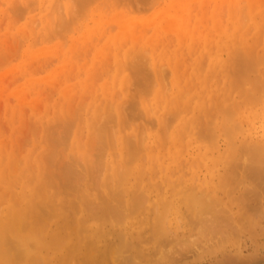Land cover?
I'll return each instance as SVG.
<instances>
[{
  "label": "bare ground",
  "instance_id": "6f19581e",
  "mask_svg": "<svg viewBox=\"0 0 264 264\" xmlns=\"http://www.w3.org/2000/svg\"><path fill=\"white\" fill-rule=\"evenodd\" d=\"M7 1L9 4L10 0ZM25 1L27 2L23 4V9L27 4L35 2V0ZM63 1L65 0H58V3H63H59L63 5V10H60L61 13L58 14L64 12L65 14L61 16L65 15L68 19L59 22L60 24L55 20L56 27L60 25L61 29L54 30V27H51L53 29L49 27V22H54L58 16L55 13L58 12L56 7L53 8L56 5L59 6L56 3L57 0H44V2L41 0L42 3L37 1L40 8L44 10V14L39 16L43 18L42 21L34 14L31 15L35 12L32 4V9L30 7L32 12L28 8L24 9L25 13L28 10L30 13H26L27 19L23 25L29 26L27 23L31 18L30 15L31 19L36 17V20H33L36 23L41 22L42 26L36 31L42 36L40 42L49 40L50 43L51 39L52 45H48V42L43 46L40 45L43 49L44 46L53 49L54 43L58 46L55 39L57 36L53 35L54 38L51 34H55L58 30L68 32L69 27L74 25V21L76 23V19L77 21L80 19L75 15L81 16V19L83 15V17H89L91 24H86L83 31L81 27V34L79 36L76 34L78 38L73 42L71 40L74 39V35L72 39H69L71 36L69 35L68 39L72 43L67 45V49L60 47L61 50L53 54L54 56L57 54L53 60L60 57L56 65L58 66L60 61L62 64L59 62V65L65 68L56 69L55 66L51 73L47 72V76L44 75L47 84L41 83V85L60 82V94L63 98L60 97L62 99L59 104H56L58 101L53 105L54 112L49 110L50 108L47 110L52 111L53 115L52 113L45 115L41 112L44 115L41 117V113H35L36 116L40 115H38L40 118L37 116V126L43 125L41 131L38 130L39 135H42L39 138L43 141L33 139L38 140L39 143L42 142L41 145L36 142L40 146V148L37 145L35 147L37 154L34 149L29 153L27 150L26 156L25 147H22L24 154L21 152L17 154L24 159L20 170V167H14L20 163V157L13 153L8 154L11 150L13 151V146L17 149L14 138L10 137L7 142L0 138L6 143L13 139L12 147L9 143L6 144V147L9 145L12 148L8 150L7 147L8 152L5 147L3 148L4 143L0 142L2 145V148L0 145L2 161V165L0 164V264H17L18 262L43 264L48 253L60 255L62 258L60 264H187L186 261L191 256L200 260L206 255L212 256L222 251L229 242L231 243V237L237 236L235 234L238 232L246 230L251 237L259 233L264 235V0H157L158 6L155 3L156 7H153V11L156 13L158 9H161V13L159 12L157 17V14L148 11L150 14H146L147 17H151L153 13L156 16L148 18L149 20L143 16L148 6L146 8L141 6L142 3L146 4V0H139L141 4H138V0L137 2L136 0ZM133 4L145 10H141V7V9L132 10L130 6L134 7ZM40 8L38 7V10ZM149 8L151 9L152 6ZM172 8L173 13H170ZM218 8L221 9V13H218L217 18ZM52 10L55 14L52 15L55 16L54 18L49 16L53 14ZM127 10L129 13H126ZM223 10L229 12L225 21L220 20L226 12ZM136 12H143V14L141 13L142 16H140L138 13L137 16H140L138 18L135 15ZM126 14L133 16L127 17ZM165 14L168 16L166 17ZM134 15L137 18H133ZM208 16L212 21L209 22ZM109 19L117 21L116 24L111 22L115 24L112 25L114 28L118 25L117 32L112 29L110 31L109 27L112 26L105 27ZM221 21L224 24L220 23ZM31 24L29 28L33 29ZM82 24L85 23L82 22ZM23 25L22 27H25ZM17 30L22 31V29ZM59 31L60 37L64 35ZM32 36L34 37V34ZM96 39L98 43L95 42ZM37 40L40 39L33 41ZM33 43L31 45L34 49ZM87 43H91L93 47L91 45L90 47L95 48L94 54L90 52V57H87L88 49H90ZM75 44L77 49L81 47L79 52ZM40 46L38 47L41 50ZM28 47L31 46L28 45ZM38 47L35 52L33 49H25V57L26 54L36 55V51L42 53ZM82 49L83 53L88 51L86 57L83 56L82 59L85 57V61L87 58L88 62L92 59L91 65H95L98 70L94 66L90 67V62H86L90 65L89 68L88 65L85 66L78 61L81 58ZM74 53L78 55L76 56L78 59L75 58ZM37 55L40 56V54ZM74 58L81 65L78 66ZM101 61L108 64L111 61L106 67L110 69L111 66L110 70H112L113 66L114 73L111 72L110 75V71L105 70L106 64L103 68L104 72H107H105L106 77L105 74L100 73ZM71 63H75L73 67L77 72L79 68L78 74L76 73L77 78L73 82L70 81L74 79L71 75L75 70L66 67ZM98 67L101 69L99 70ZM23 70L22 73L25 74ZM24 74V77L28 75ZM166 74H169L167 75L169 77L163 80L167 77ZM20 75L22 76L21 73ZM93 75L97 78L103 75L105 78L103 76L101 78L105 80L102 79L104 80L102 82L101 78H94ZM162 76L164 77L161 78ZM93 78L97 79L99 84H96ZM25 79L34 80V77L29 76ZM26 83L24 85L31 91V86L28 84L34 83L29 81ZM134 83L140 86L139 89L142 86L145 94L149 92L150 96L147 95L151 98H147L148 96L143 92L141 95L139 90L138 94L131 90L134 94L132 97L130 89L135 86L131 88L130 85ZM42 86L43 89L44 86ZM21 88L19 87L18 91L23 90V87ZM108 88L110 89L107 90ZM110 90L114 93L110 94ZM33 91L36 98L42 99L39 98L41 95H37L39 90ZM74 93L81 95V99L85 98L88 101L92 99L84 105L83 100L77 97L79 98L77 100L84 105H81V109L78 108V110L82 112L86 108L87 111L83 110L86 114L82 115L76 107L72 106L71 102L76 101ZM86 94L89 98L84 97ZM135 94L142 98L139 99V97V101L135 103L132 100L131 105L129 101L131 99L126 100V97L137 98ZM143 95L147 98V102L143 99ZM119 98L125 99L122 102H130L131 111L133 108L137 110L138 107L141 111L133 109L135 113H128L127 117L119 105H122ZM29 99H35L34 95ZM38 99L36 100L39 103L41 100ZM85 99L84 102H86ZM149 99L152 100L150 105H148ZM22 100L24 104L33 102L25 98ZM96 106L103 110L97 109ZM16 108L17 106L14 107ZM9 109L11 110L10 107ZM33 109L36 111L37 108ZM33 109L32 111L35 112ZM69 110L72 114L78 111L74 113L77 114L78 120L65 115V113H71ZM57 113L60 117L64 115L65 120L71 117L72 121L66 122L58 117ZM21 114L23 115V111ZM15 115L17 118L18 114L15 113ZM135 115L138 118L139 115L141 117L144 115L142 120L155 117L153 119L156 123L151 121L154 124V132H151L153 127L149 126L150 121H144L148 126L143 127L145 124L143 122L141 127L142 121L138 123ZM81 117L85 119L81 120ZM39 119L48 121L43 124L44 121L40 123ZM57 121H60V125L61 121H65L66 124L62 123L61 128ZM135 122L140 126L135 125ZM49 123L51 126L57 123L61 129L57 126L50 129ZM38 127H35L36 130ZM64 128L68 129L69 133H73L70 139L66 135L62 137L66 131L60 130ZM84 128L87 130L86 137ZM156 128H158L157 131H155ZM48 130L49 132L53 130L54 135L60 131L59 136L55 135L60 137L59 141L52 133H50L52 136L49 135ZM50 136L52 141L50 140L49 143ZM61 137L65 139L62 141ZM31 140L32 138L29 139L30 142ZM55 140L63 146L70 141L67 145L69 147L66 146L68 149L58 145L60 149L56 151L54 149L56 142H54L55 145L51 143ZM43 142L46 143L45 146ZM93 144L96 145L94 153L91 152L95 149ZM50 147L54 150L51 149L53 154L48 155ZM63 150L70 152L72 160L69 158L70 161H66L68 159L66 157L70 154ZM14 153H18V149L14 150ZM95 153L97 157L99 156L98 162L93 156ZM23 155L26 157L24 158ZM59 158L65 160L63 162L65 164L61 163L63 166L59 164V160L57 164ZM56 164L62 167L54 171V168L57 169ZM144 164L147 168H144L146 167ZM6 165V169L13 166L12 168L17 172L11 171L9 173L12 174L9 175L7 170L3 169ZM94 165L99 167L96 169L100 173H96ZM168 165H173V169H166ZM218 165L220 169H217ZM153 166L160 169L158 177L161 183L156 180L158 171L156 169L152 171L155 168ZM15 168L20 171L18 172ZM201 168L206 171L204 174L199 173ZM92 170L95 172L93 177ZM184 170L191 172V177ZM151 171L155 173L152 174ZM173 175L176 176L175 180L172 179ZM187 177L189 182L192 178L191 184H185ZM181 178L186 180L182 181ZM158 183L166 187L163 192L158 190ZM167 189L171 190L167 192ZM151 193L154 195L157 193V198L150 199ZM132 215H137V219L131 220ZM208 237L215 238L217 242L203 245L202 238L208 240ZM254 239L253 251L250 254L231 255L230 257L234 259L232 264H262V262L264 264V253L260 252L259 244ZM199 241L202 245H199ZM36 248L37 251H35ZM38 248L45 249V259L42 258L44 255L40 254ZM190 251L194 252L191 256L187 254ZM227 257L229 256L225 258ZM48 261L46 260L45 263Z\"/></svg>",
  "mask_w": 264,
  "mask_h": 264
},
{
  "label": "rangeland",
  "instance_id": "374dc122",
  "mask_svg": "<svg viewBox=\"0 0 264 264\" xmlns=\"http://www.w3.org/2000/svg\"><path fill=\"white\" fill-rule=\"evenodd\" d=\"M6 1V2H5ZM12 1H13V3H12ZM32 1H34V0H32ZM42 3V2H44V0H42V2H41V0H35V2H33V3H31L32 4V6H33V8H34V10H35V12L36 11H39V12H32L31 11V9H32V7H31V4H27V5H29V7H27V5H26V7L25 8H28L32 13H31V15L33 16V14L35 15V16H37V17H39L41 14H44V10L42 9V8H40V4L38 3ZM60 1V0H59ZM66 1V0H65ZM65 1H63V2H65ZM68 1V0H67ZM145 1V0H144ZM155 1V2H154ZM159 1V0H158ZM157 0H146V4H143L142 2V4L140 3V1L138 0V4L140 3L141 4V6L143 5L145 8H146V6H148V10H146L145 12H144V17H147L146 16V14L147 15H149L150 13L149 12H154L153 10V7H156V6H158V4H157V2H158ZM4 2L7 4V0H0V138L1 139H3V141H4V139L6 140V142H7V139H10V137H12V138H14V145L17 147V149H18V153H14V150L15 151H17V149H14L15 147L13 146L12 147V144H13V142L11 143V141L13 140V139H11V141L10 142H8L11 146L10 147H12L13 148V151L11 150L10 151V153L8 152V150H10V149H12V148H10L9 147V145L6 147V144H8V143H6V142H3V141H1V139H0V142L3 144V148L5 147L6 148V152H8V154L10 155V154H15V156H19V155H17V154H19L20 152H21V154H24V153H22L23 152V148L22 147H25V150H24V152L25 151H27L28 150V152L27 153H29V151L31 152V150H33L34 149V151H35V147H36V145L39 143V141H43V139L42 138H39L40 136H42V135H39L40 133L38 132V130L39 131H41V127L43 126H41V127H38L37 126V124H38V118H37V116L39 115H35V113L37 114V113H44L45 115L46 114H48V113H52V111L54 112V109H53V105H55V103L56 102H58V103H56V104H59L61 101V99L63 98L62 97V95L60 94L61 92H60V82L59 83H52V84H48V85H43L44 86V88L42 89L41 88V83H45V84H47L46 82H45V76H47V74L48 73H51L50 71H53V69L54 68H56V69H60V68H65L64 66H60L59 65V62H58V66L56 65L57 64V60L58 59H60V57H58V59L56 58L55 60H53L54 59V57H56V55L57 54H55V56L53 55L54 53H58V52H56V51H58V50H61V49H65V47H66V49H67V45L69 44V43H72L75 39H77L78 37H76V34H78L77 36H79L80 34H81V32L84 30V28H85V26H86V24L87 25H89V23L91 24V21L89 20V17H83L82 16V19H81V16H77V15H75L76 16V18H78L79 19V17H80V19H79V21H77V19H76V23H75V18L72 20V22L74 21V25H75V27H74V25H72L71 27H69L70 29H69V33L67 32V31H62L61 32V30L59 31L58 29V31L60 32V33H62V34H64V35H62L61 37H60V35H59V33H58V31H55L56 33L55 34H51V32H50V34L52 35V37H54L55 38V36H53V35H56L57 37L55 38L56 40H57V44H58V46L57 45H55V43L53 44V49L51 48V47H49V49H48V47L47 48H45V46H44V49L40 46L41 44H42V46H43V44L45 43H47L48 41H47V39H46V41L47 42H44L45 40L43 39V42L44 43H42V42H40V41H42V39H41V35H39L38 34V32L36 33V31H38L42 26H41V22H39V21H37V23H39V24H37L36 23V21H34V20H36V17H35V19H34V17H33V19H31L32 18V16L30 15V20H28L29 21V23L31 24V25H33V26H31L33 29H30L29 28V26H30V24L29 23H27L29 26H25V25H23V23H26V21H25V19H27L26 18V13H30V11L28 10V9H26V11L28 10V12H26L25 13V11H24V9H23V7H24V5L23 4H26V2L27 1H25V0H10V2H9V4H7V8H6V5L4 4ZM28 2H29V0H28ZM31 2V1H30ZM132 2V1H131ZM136 2H137V0H136ZM45 3H46V1H45ZM56 3H58V0H57V2ZM60 3V2H59ZM58 3V4H59ZM62 3V2H61ZM60 3V4H61ZM133 3H134V1H133ZM145 3V2H144ZM157 5H156V4ZM159 3V2H158ZM224 3V2H223ZM222 3V4H223ZM226 3V2H225ZM35 4H39L38 6H36ZM59 4V6L58 5H56V6H54L53 8H55L56 7V9H57V11L58 12H55L56 13V15L60 12L61 13V11L63 10V5H60ZM63 4V3H62ZM135 4V3H134ZM133 4V6L135 7V5ZM156 6H155V5ZM236 4H237V2H236ZM9 5V6H8ZM18 5V6H17ZM20 5V6H19ZM35 5V6H34ZM154 5V6H153ZM224 5V4H223ZM226 5V4H225ZM140 6V7H141ZM152 6V8L150 9L149 7H151ZM222 6V5H221ZM30 7H31V9H30ZM36 7H37V10H36ZM38 7L41 9V11H40V9L38 10ZM131 8H132V10H135L136 8H139V9H141L140 7H132V6H130ZM130 7H129V10H130ZM223 7V6H222ZM12 8V9H11ZM73 8V7H72ZM221 8V7H220ZM220 8H218V11H220V12H218L217 11V13H216V17L218 18L219 17V14L218 13H221V9ZM224 8V7H223ZM16 9V10H15ZM22 9V10H21ZM56 9H53L54 11L56 10ZM139 9H137V10H139ZM220 9V10H219ZM226 10H227V6H226V8H225ZM7 10V11H6ZM33 10V11H34ZM52 10V11H53ZM61 10V11H60ZM119 10V9H118ZM121 10V9H120ZM129 10H127V12L126 13H129L128 11ZM136 10V11H137ZM141 10H145V9H141ZM150 10H152V11H150ZM171 10V9H170ZM226 10H223V12L224 11H226ZM6 11V12H5ZM43 11V12H42ZM54 11L52 12L53 14H51V15H49V16H52V15H55L54 14ZM149 11V12H148ZM161 11V9H158L157 10V12L155 13V14H157V17H159V12ZM165 11H167V10H165ZM173 11V8H172V10L170 11V13ZM24 12V13H23ZM74 12H75V8H74ZM132 12V11H131ZM14 13V14H13ZM39 13V14H38ZM64 13V12H63ZM62 13V14H63ZM133 14H134V12H132ZM138 13H140V12H136V16L138 15ZM142 14H143V12H141ZM141 13L139 14L140 16H142L141 15ZM152 14V16L151 17H147V20H149L148 18H152V17H154L155 16V14ZM161 13V12H160ZM168 13H169V11H168ZM173 13V12H172ZM24 14V15H23ZM62 14H58V16H56V18L54 19V22L52 23H50L49 22V27L51 28V27H54V30L56 29V28H60V25H58L57 27H56V22H58V24H60L59 22H61V21H65L66 19H68L67 18V16H65L64 15V17L63 16H61ZM65 14V13H64ZM77 14V13H76ZM79 14H81V13H79ZM78 14V15H79ZM224 14L225 15H223V14H221V15H223L221 18H220V20H222V21H225V20H227L226 19V17L228 18V15H229V12H224ZM228 14V15H227ZM9 15V16H8ZM14 15V16H13ZM48 15V14H47ZM134 15V17L133 18H137L136 16ZM161 15H163V14H161ZM166 15V14H165ZM44 16V15H43ZM42 16V17H43ZM126 16H127V14H126ZM131 15L129 14L127 17H130ZM133 16V15H132ZM131 16V17H132ZM139 16V17H140ZM168 15H166V17H167ZM41 17V16H40ZM39 17V19H41ZM46 17V16H45ZM53 17V16H52ZM55 17V16H54ZM53 17V18H54ZM58 17V18H57ZM138 17V18H139ZM156 17V16H155ZM28 18H29V16H28ZM48 18V17H47ZM51 18V17H50ZM142 19H145V18H143V17H141ZM161 18V17H160ZM43 19V18H42ZM42 19H41V21H42ZM49 19V18H48ZM32 20V22H30ZM37 20H38V18H37ZM53 20V19H52ZM55 20H57L56 22H55ZM85 20V21H84ZM87 20V21H86ZM113 20H115V19H113ZM113 20H110L109 19V21L107 22L108 24V26L105 24V27H109V26H112V25H115L116 23L115 22H117L116 20L115 21H113ZM208 20H209V22L210 21H212V20H210L209 19V16H208ZM207 20V21H208ZM219 20V19H218ZM27 21V22H28ZM49 21H50V19H49ZM222 21L220 22V23H222ZM82 22L83 23H85V24H82ZM87 22V23H86ZM111 22H114L115 24H113V23H111ZM35 23V24H34ZM54 23H55V26H53L54 25ZM80 23V24H79ZM111 23V24H110ZM26 24V25H27ZM222 24H224V23H222ZM22 25L23 26H25V27H22ZM14 26V27H13ZM79 26V27H78ZM116 26H118V25H116ZM115 26V28H114V26H112V27H109L110 28V31H111V29L112 30H114V31H118V28ZM18 27H22V28H18ZM39 27V28H38ZM81 27H83L82 28V31H81ZM104 27V28H105ZM205 27H208L207 25H205ZM9 28V29H8ZM68 28V27H67ZM108 28V29H109ZM114 28V29H113ZM117 28V29H116ZM6 29H8L9 30V32H6V31H8V30H6ZM14 29V30H13ZM16 29H22V31L21 30H17L16 31ZM26 29V30H25ZM31 30V31H27V30ZM38 29V30H37ZM51 29H53V28H51ZM61 29V28H60ZM63 30H64V28H62ZM66 29V28H65ZM202 29V28H201ZM24 30V31H23ZM42 30V29H41ZM41 30H40V34H41ZM66 30H68V29H66ZM4 31V32H3ZM21 31V32H20ZM52 31V30H51ZM23 32V33H22ZM44 32H46V30L44 31ZM49 32V31H48ZM53 32V31H52ZM65 32V33H64ZM116 32H111V33H116ZM21 33V34H20ZM68 33V34H67ZM32 34H34V37H35V39H33L34 37L32 36ZM36 34H38L39 36L37 37L38 39H40V40H37V41H33V40H36L37 38H36ZM42 34H43V32H42ZM4 35V36H3ZM8 35V36H7ZM29 35V36H28ZM31 35V36H30ZM44 35V34H43ZM48 35H49V33H48ZM69 35H71V36H69ZM74 35V36H73ZM26 36H28V37H26ZM45 36V35H44ZM43 36V37H44ZM68 36H69V39H72V36H73V38L74 39H72L71 41L68 39ZM40 37V38H39ZM51 37V38H52ZM76 37V38H75ZM48 38V37H47ZM50 38V37H49ZM54 38H52V40L54 39ZM95 38H97V37H95ZM94 38V39H95ZM99 38V37H98ZM55 39H54V41H55ZM59 40V41H58ZM35 42V43H33V42ZM53 41V42H54ZM95 41V40H94ZM100 41V40H99ZM101 41H103V40H101ZM100 41V42H101ZM33 43V45H34V49L32 48L33 46L31 45V43ZM96 43H98L97 42V39H96V41H95ZM95 42H94V44H95ZM99 42V43H100ZM36 43H39V44H37L36 45ZM52 42H51V39H50V43L48 42L47 44L49 45H52L51 44ZM76 43H78L79 45H80V43L78 42V41H76ZM89 43V42H88ZM87 43V44H88ZM29 46H31L30 48L28 47V45ZM44 44V45H45ZM87 44H86V46H87ZM92 44H93V41H92ZM101 44V43H100ZM102 44H103V42H102ZM23 45V46H22ZM54 45H55V49H54ZM70 45V44H69ZM78 45V46H79ZM82 45V44H81ZM89 45V48L91 49V51H90V49H88V51H89V55H87V57H90V52H92V54H94V52L95 51H93V50H95V48L93 49L92 47H93V45H91V43L90 44H88ZM90 45L92 46V47H90ZM27 46V47H26ZM38 46H40L41 47V50H40V48L38 47ZM47 46V45H46ZM77 46V47H78ZM85 46V45H84ZM85 46V48L83 47V49H85V50H87V47ZM36 47H38L39 48V51L40 52H42L43 53V51L44 50H47V52H44L43 54V57H42V53H39V52H37L36 51V53L37 54H40V56H38L37 54L36 55H30V54H26V57H30V60H28V58H26L25 57V51L26 50H28V49H33L34 51L33 52H35V49H37ZM60 47H61V49H60ZM80 47V46H79ZM95 47V46H94ZM51 48V49H50ZM75 48H76V44H75ZM23 49V50H22ZM26 49V50H25ZM77 49V48H76ZM80 49H81V47H80ZM80 49H77L78 50V52H79V50ZM83 49H82V52H80V59H78L76 56H78L77 54H78V52H77V54H75L76 53V51H75V53H74V55H75V58H77L78 59V61L81 63L82 62V64H85V66L86 65H88L87 67H89L91 64H92V62H90V60L92 61V59H89V62H90V65L88 64L89 62L87 61L88 59L86 58V61H85V57H86V54H87V52H85V53H83ZM30 50V51H31ZM38 50V49H37ZM52 50V51H51ZM112 50V52H113V49H111ZM24 51V52H23ZM48 51H50V52H48ZM63 51V50H62ZM61 51V52H62ZM65 52V51H64ZM111 52V53H112ZM114 53V52H113ZM112 53V54H113ZM62 54V53H61ZM21 55V56H20ZM58 55H60V54H58ZM83 56H85L83 59H82V57ZM112 55H110V57H111ZM42 57V58H41ZM27 60H26V59ZM75 58H74V60H75ZM91 58H92V55H91ZM109 58V57H108ZM25 59V60H24ZM103 60H105L104 58H102ZM110 59V58H109ZM73 60V61H74ZM81 60V61H80ZM82 60H84L85 62H83ZM111 60H112V58H111ZM51 61H53V62H51ZM76 61V64H78L79 62H77V60H75ZM86 62H88V63H86ZM24 63V64H23ZM61 63V62H60ZM101 64H102V70H103V68H104V65H105V70H107L108 69V71H110L109 73H110V75H111V72L112 73H114V71H113V66H112V70H110L111 69V66H110V69L109 68H107L108 67V65H110V63H111V61H110V63L108 64V63H104V62H100ZM100 63H98V64H100ZM21 64H23V65H21ZM49 64V65H48ZM62 64V63H61ZM75 63H71V64H68V66L66 65V67L67 68H70L71 70H75V68L73 67V66H75L74 65ZM108 64V65H107ZM79 65H81V64H78V66ZM112 65V64H111ZM24 66H26L27 67V69H25L26 67H24ZM56 66V67H55ZM78 66H76V68L78 67ZM94 67H95V65H93ZM93 66L91 65L90 67H92L93 68ZM99 66V65H98ZM101 66V65H100ZM107 66V67H106ZM20 67L22 68V69H20ZM49 67V68H48ZM89 67V68H90ZM96 68V67H95ZM99 68V67H98ZM23 69H25V70H23ZM97 69V68H96ZM101 69V67L99 68V70ZM152 69V68H151ZM21 70V71H20ZM22 70H23V72L25 71V74L27 75V76H25L26 78L27 77H29L30 76V78H31V76L32 77H34V80L37 78V80H26L25 79V77L23 76V74L24 73H22ZM98 70V69H97ZM101 70V71H102ZM148 70H150V69H148ZM147 70V71H148ZM159 69L157 68V71H158ZM72 71V72H73ZM93 71H95V69L93 70ZM100 71V73H102L105 77H106V73L104 72V70H103V72H101ZM151 71V70H150ZM166 71H168V69L166 70ZM48 72V73H47ZM78 72H79V68H78ZM78 72H77V70H75L74 71V73L71 75L72 76V78H74L72 81H70V82H73L74 80H76L75 78H77V74H78ZM149 72V71H148ZM20 73L22 74V76L20 75ZM77 73V74H76ZM151 73V72H150ZM168 73H169V71H168ZM24 74V75H25ZM152 74V73H151ZM45 75V76H44ZM74 75H76L75 77H74ZM95 75V74H94ZM94 75H93V77H94ZM97 75H98V71H97ZM102 75V76H103ZM109 75V76H110ZM113 75V74H112ZM133 75V74H132ZM132 75H130V76H132ZM153 75V74H152ZM167 75H169V74H166V76ZM19 76V77H18ZM99 76H100V74H99ZM101 76V77H102ZM103 76V77H104ZM101 77H98L99 79L101 78ZM104 77V78H105ZM164 76H162L161 78H163ZM168 77L169 76H167V77H165V78H163V80L164 79H168ZM42 80V82L39 80ZM71 77H70V79H72ZM94 78H97V76L96 77H94ZM93 78V79H94ZM97 78V79H98ZM104 78H101V81L103 82L105 79ZM110 78H112V76H110ZM110 78H106V79H110ZM132 78V77H131ZM161 78L159 77V81H161ZM29 79V78H28ZM96 79V80H97ZM102 79H104V80H102ZM132 79H134V75H133V78ZM131 79V80H132ZM39 80V81H38ZM95 79L93 80V81H96ZM31 82V83H34V84H28V85H30L31 86V91L30 90H28V88L25 86V85H27V83L26 82ZM32 81H34V82H32ZM101 81H100V83H101ZM107 81V80H106ZM135 81V80H134ZM166 81V80H165ZM164 81V82H165ZM26 84H25V83ZM39 82V84H37ZM97 82H99V81H96V84H99V83H97ZM25 85H24V84ZM36 83V84H35ZM63 83V82H62ZM132 83H133V81H132ZM166 83V82H165ZM136 83H134V84H132V85H130V86H132L131 88H133L134 86V88L133 89H130V92H131V90H134L133 92L135 93H139V91H140V94H141V92H145V91H143L144 89L142 88V86H141V88H142V90H141V88L139 89V87L140 86H138L137 84V87H136V85H135ZM24 85V86H23ZM33 85H38V86H36V88H35V86L33 87ZM56 85V86H55ZM57 85H58V87H57ZM95 85V84H94ZM134 85V86H133ZM42 86V87H43ZM162 86V85H161ZM19 87L21 88V87H23V90H26L27 89V91H23V90H21L20 89V91H18L19 90ZM26 89H25V88ZM33 88V89H32ZM38 88H40V89H38ZM58 88V89H57ZM30 89V88H29ZM35 89H37V90H39L37 93V95H41L40 97L39 96H37V97H39V98H42V99H38V98H36L35 97V91H33V90H35ZM41 89H42V91H41ZM110 88H108L107 90H109ZM137 89V90H136ZM17 90V91H16ZM59 90V91H58ZM111 90L112 91H114L112 88H111ZM111 90H110V94H113V93H111ZM139 90V91H138ZM28 91H30V92H28ZM33 91V92H32ZM55 91V92H54ZM57 91H58V93H57ZM40 92H42V94L40 93ZM52 92V93H51ZM129 92V93H130ZM133 92H131L130 94H132V97H134L133 95ZM34 93V94H33ZM107 93H109V92H107ZM128 93V94H129ZM142 93V94H143ZM149 93V92H148ZM147 92H146V94L145 95H147L148 94ZM21 94V95H20ZM58 94H60V95H58ZM74 94H76V93H74ZM137 94H135V96L137 97V98H127L126 97V100H128V99H131V100H129V101H131V103L128 101H126V102H124L125 103V105H126V107H125V105L123 104V102H122V100H125V99H123V98H119V100H121L120 102H122V105L121 104H119L120 105V107H122L123 108V112H124V114L125 115H127V117L129 116L128 115V113H131V112H134L135 110H136V108H133V109H135L134 111H133V109H132V111H131V107H130V105H129V103L132 105L133 104V102L135 103V101H137L138 100V98L139 99H141L142 97L141 96H138ZM139 94V95H140ZM141 94V95H142ZM28 95V96H27ZM33 95H34V98L35 99H33V100H31V99H29V98H33ZM145 95H143V99H147V98H151V97H149L148 95V97L147 98H145ZM19 96V97H18ZM23 96V97H22ZM131 96V95H130ZM152 96V95H151ZM60 97H62V98H60ZM75 97V96H74ZM77 97H80V99L82 98V96L81 95H77L76 94V101L75 100H73V102H71V103H73L72 104V106L73 107H76L77 108V110H78V108L79 109H81V105H83V104H81L82 102L81 101H78L79 100V98H77ZM84 97H88L89 98V95L88 94H86ZM22 98L24 99H27V101H29V100H31V102L32 103H30V101H29V103L28 104H31L30 106L27 104V103H25L24 104V100H22ZM60 98V99H59ZM73 98V97H72ZM36 99H38L40 102L38 103L37 102V100ZM55 99H57V100H55ZM78 99V100H77ZM85 99V98H84ZM84 99H81V100H83V103H84V105L85 104H87L88 102H91L92 101V99H91V96H90V99H91V101H88L87 99H85L86 100V102H84ZM135 99V100H134ZM38 103H35V101ZM72 100V99H71ZM132 100H133V102H132ZM151 99H149V104L148 105H150V103L152 104V100L150 101ZM21 101H22V103H21ZM26 101V100H25ZM139 101V100H138ZM146 102H147V100H146ZM34 103V104H33ZM71 103H70V105H71ZM37 104V105H36ZM50 104V105H49ZM76 104V105H75ZM83 105V106H84ZM128 105V106H127ZM17 106V110L16 109H14V107H16ZM19 106V107H18ZM95 106V105H94ZM9 107L11 108V110L9 109ZM13 107V108H12ZM35 107V109H36V111L33 109V108ZM73 107H71L72 109H73ZM97 107V106H96ZM129 107V108H128ZM23 111V115L21 114V110ZM35 111V112H33L32 111V109ZM50 108V109H49ZM76 108H74V109H76ZM85 108V107H84ZM52 110L51 112L49 111H47V110ZM71 109V110H72ZM97 109H100V110H103V109H101V108H98L97 107ZM15 112V110H16V114H18V117L16 118L15 116V113L13 112V111ZM38 110H40L39 112H37ZM45 110V111H44ZM76 110V112L74 111V113H77L78 111ZM84 110V109H83ZM83 110H82V112H81V110L79 111V112H81V114L82 115H84V114H86V113H84L85 112V110L87 111V109L85 108V110H84V112H83ZM100 110H97V111H99L100 112ZM126 110H127V113H126ZM138 110H140L141 111V108H137V110L136 111H138ZM17 111H18V113H17ZM44 111V112H43ZM47 111V112H46ZM12 112H13V114H12ZM46 112V113H45ZM68 112V111H67ZM69 112H71L70 110H69ZM20 113V114H19ZM42 113H41V117L42 116H44V115H42ZM72 114V112L71 113H65V115L68 117V115H70V116H72L73 118H71V119H77V114ZM135 113V112H134ZM137 113V112H136ZM11 114V115H10ZM81 114H79V116H82ZM101 115V113H98V115ZM51 115H53V113L51 114ZM40 116V115H39ZM38 116V117H39ZM55 116V115H54ZM53 116V117H54ZM57 116L58 117H60V115L57 113ZM137 115H135V119H137L138 118V116L136 117ZM144 115H142V117H143ZM146 116V115H145ZM14 117V118H13ZM51 117V116H50ZM58 117H57V119H58ZM64 117V115L62 116V117H60V118H63ZM75 117V118H74ZM84 117V116H83ZM83 117H81L82 119L81 120H84L85 118H86V115H85V118H83ZM141 116L139 115V118H140ZM141 117V120L138 118L137 119V122L138 121H142V122H140V125H141V123L142 124H144L145 122L144 121H154L155 122V120L153 119V118H155V117H152L150 120H142L143 118ZM149 117H151L150 115H149ZM166 117V116H165ZM12 118V119H11ZM16 118V119H15ZM40 118V117H39ZM68 119L69 121L71 120V119ZM168 118V117H167ZM50 119H52V117L50 118ZM64 120H65V118H63ZM63 119H60V120H63ZM13 120V121H12ZM55 120V119H54ZM54 120H53V122H54ZM67 120V118H66V122H69ZM78 120V119H77ZM14 121H16V122H18L17 124H15L14 123ZM41 121H44V119L43 120H40L39 119V122L40 123H42ZM48 121V120H47ZM46 121V122H47ZM65 121L63 122V121H61V125L59 124L60 123V121H57V123L61 126V128L63 127V124L62 123H64V125L66 124L65 123ZM72 121V120H71ZM136 121V120H135ZM46 122L44 121L43 122V124H46ZM55 122H56V120H55ZM144 122V123H143ZM149 122V126L151 127H153V131L151 130V132H154V122L152 123H150ZM37 123V124H36ZM52 123V122H51ZM51 123H49L50 125L48 126V127H50V129H52L53 128V126H54V128H56L55 126H57V123H56V125H55V123H54V125L53 126H51ZM139 123V122H138ZM138 123H136L135 122V125L137 124V125H139ZM156 123V122H155ZM13 124V125H12ZM15 125H16V127H15ZM41 125V124H40ZM47 125H48V123H47ZM59 125L57 126V127H59ZM68 125V124H67ZM139 125V126H140ZM156 125V124H155ZM82 126H84V125H82ZM144 126H148V125H146V123L143 125V127ZM157 127H158V125H156ZM155 126V127H156ZM35 127H38L37 128V130H36V128ZM52 127V128H51ZM65 128H67L66 126H64ZM133 127H135V126H133ZM141 127H142V125H141ZM149 127V128H150ZM60 128V127H59ZM60 128V129H61ZM62 129V130H60V131H66L65 132V134L64 135H62L64 132H62V137H66V136H68V138L70 139V137L73 135V133L72 132H68V129ZM44 129H47V128H44ZM58 129V128H57ZM70 129V128H69ZM151 129V128H150ZM157 129L158 128H156L155 129V131H157ZM54 130V129H53ZM53 130H50V131H52L53 132ZM13 131H15V132H13ZM37 131V132H36ZM45 131V130H44ZM55 131V130H54ZM58 131V130H57ZM56 131V132H57ZM60 131H58V132H60ZM83 131H84V136L86 137V134H85V132H87V130L84 128L83 129ZM47 132H49V130L47 131ZM52 132H49V135H51L50 133H52ZM58 132L57 133H55V135H58ZM61 133V132H60ZM59 133V134H60ZM42 134V133H41ZM44 135H46L45 133H43ZM53 134V133H52ZM44 135H43V137H44ZM48 135V134H47ZM48 135V136H49ZM54 135V134H53ZM54 135V136H55ZM66 135V136H65ZM70 135V136H69ZM52 136V135H51ZM51 136L48 138L49 139V143H50V140L52 141V139H50L51 138ZM53 136V137H54ZM59 136V135H58ZM58 136H55V139H57L58 141H59V138L60 137H58ZM52 137V138H53ZM57 137V138H56ZM61 137V138H62ZM30 138H32V140H31V142H32V144H31V142L29 141V139ZM34 138H36V139H42V140H33ZM45 139V138H44ZM63 139H65V138H62V141H63ZM69 139H67V140H69ZM46 140V139H45ZM57 140H55V141H53V142H51L52 144H54V142H56V144L57 145H55V146H57V148L54 146V149L57 151L58 150V148L60 147V146H62L61 148H65L69 143L68 142H70V141H67V145L64 143V142H61V143H63V144H65V146H63L62 144L60 145L59 143H57ZM9 141V140H8ZM47 141V140H46ZM28 142H29V144H28ZM36 142H38V143H36ZM48 142V141H47ZM1 143H0V145H1ZM16 143V144H15ZM36 143V144H35ZM42 143V142H41ZM41 143H39L40 145H41ZM44 143V142H43ZM35 144V145H34ZM38 144V145H39ZM45 144L46 143H44L43 145L45 146ZM51 144V145H52ZM95 144V143H94ZM93 144V145H94ZM30 145V146H29ZM37 145V146H38ZM48 145V144H47ZM46 145V147H48ZM58 145H60L59 147H58ZM27 146H29V147H27ZM95 146L96 145H94V148H95ZM39 148H40V146H38ZM42 147V146H41ZM67 147H69V146H67ZM66 147V148H67ZM1 148H2V145H1ZM30 150H29V149ZM43 148V147H42ZM49 148V147H48ZM47 148V149H48ZM65 148V149H66ZM44 149H46V148H44ZM46 149V150H47ZM51 149H53V148H51L50 147V152L49 151H47V152H49L48 153V155H50V153H52L53 154V151H51ZM53 149V150H54ZM60 149V148H59ZM68 149V148H67ZM40 150V149H39ZM43 150V149H42ZM94 150H96V148L95 149H92V151L91 152H93L94 153ZM98 150V149H97ZM44 151V150H43ZM64 151V150H63ZM68 150H65L64 152H67ZM96 152H98V151H96ZM43 153V152H42ZM54 153H55V151H54ZM59 153V152H58ZM68 154H70V152L68 151L67 152ZM7 154V155H8ZM25 154H26V152H25ZM35 154H37V151H35ZM66 153H64V155H65ZM68 154H66V156L68 155ZM14 156V155H13ZM13 156H12V158H13ZM24 156V155H23ZM26 156H27V154H26ZM26 156H24V158L26 157ZM59 156V155H58ZM71 156V154L69 155V156H67L66 158H68V159H66V161L67 162H69L70 160H72V156ZM94 156V158H95V160L98 162V160H99V156L97 157L96 156V153H95V155H93ZM93 156H92V158H93ZM96 156V157H95ZM20 157V161L17 159V161H19L20 163H18V165H20V166H18V165H14V167L16 166V167H20L19 169L21 170L22 169V165H23V160L24 159H22L23 157L22 156H19ZM18 157V158H19ZM62 157H63V152H62ZM61 157V154H60V158H62ZM65 157V156H64ZM11 157H9V159H10ZM60 158L59 159H57V161L59 160L60 161V163H59V161L57 162V164L59 163L60 165H62V164H65V163H63V162H65V160L63 161L62 159L60 160ZM69 158H70V160H69ZM94 158H93V160H94ZM97 158V159H96ZM14 159V158H13ZM12 159V160H13ZM21 159H22V161H21ZM12 160H11V162H12ZM8 161V158L6 159V162ZM10 161V160H9ZM95 161V162H96ZM1 160H0V164H1ZM94 162V163H95ZM62 163V164H61ZM15 164H17V163H15ZM57 164H56V166H57ZM92 164H93V161H92ZM96 164H98V163H96ZM2 165V164H1ZM0 165V166H1ZM13 165V164H12ZM60 165H58L56 168L57 169H53L54 171H57L58 170V167H60ZM144 165H146V164H144ZM63 166V165H62ZM61 166V167H62ZM91 166H93V165H91ZM96 165H94V167H95ZM13 167V166H12ZM11 166L10 167H8V169H6L7 168V165H6V167L4 166V168L3 169H6L7 170V173L9 174V175H11L9 172H11V171H13V173H15V172H17V171H15L13 168H12ZM60 167V168H61ZM149 167V166H148ZM153 167H155V168H153L152 169V171L154 170V169H156L157 171H158V173L156 172V176H157V181H159L160 183H161V179L158 177L159 176V168L157 167V166H153ZM218 167V168H217ZM217 167H215V168H217V169H220V166L218 165ZM18 168H15L16 170H18ZM91 168H93V167H91ZM97 167H95V169H96ZM99 168V167H98ZM97 168V169H98ZM144 168H147V165H146V167H144ZM152 168V167H151ZM94 168H93V170H95ZM97 169H96V173H100V172H98L97 171ZM166 169H173V165H168V166H166ZM20 170H18V172L20 171ZM92 170V174H91V176L92 175H94V171ZM100 170V169H99ZM155 170V171H156ZM213 169H211V171H212ZM151 171V173L152 174H154L155 172H152ZM184 172H185V170H184ZM206 171L203 169V168H201L200 170H199V173L200 174H204ZM185 173H187V175L188 176H190L192 173L191 172H189L188 170L185 172ZM184 173V174H185ZM189 173V174H188ZM185 176V178H186V175H184ZM93 177V176H92ZM92 177H91V180H92ZM191 177V176H190ZM183 179V178H181L182 179V181L183 180H186V179ZM172 179L173 180H175L176 179V176L175 175H173V177H172ZM189 180V178L187 177V181ZM186 181V183L185 184H191V181H192V178L190 179V182L188 181L187 182ZM185 182V181H184ZM160 183H158V185H159V187H158V190L160 189V192H163V190L166 188V187H162L161 186V184ZM182 185H184L183 183H182ZM171 189H167V192H169ZM152 192H154V191H152ZM157 192V191H156ZM157 193H159V192H157ZM157 193H155V195H154V193H151V195L153 196V197H151V195L149 196V198L151 199L152 198V200L153 199H155V198H157L156 197V195H157ZM160 194V193H159ZM169 194V193H168ZM158 196V195H157ZM161 196V195H160ZM98 200V199H97ZM100 200V199H99ZM98 200V201H99ZM147 204H148V202H147ZM131 220H136L137 219V215H132L131 217ZM129 218V219H130ZM128 219V220H129ZM242 232V231H241ZM239 233L238 232V234H235V235H237V236H234V238H233V236L231 237L232 238V240H231V243L229 242V245L228 246H225L224 247V249L221 251H218L215 255L213 254L212 256H211V254L208 256V255H206L205 257H203L202 259H200V260H198V259H195V258H193L191 255L194 253L193 251V253L190 251V253H187V254H189L191 257H189L188 259H187V264H222V263H224V264H232L233 263V258H231L230 256L232 255V256H237V255H240V254H242V253H247V254H250V252H252L253 251V248H254V244H255V241H253V239L254 240H256L257 241V243L259 244V249H260V252H262V253H264V235H261V233H259V235H256L255 237H251V235L249 234V232L248 231H246V230H244V232H242V233ZM246 232V233H245ZM230 238V239H231ZM189 239H192V238H189ZM202 239H204V240H202ZM202 239H199V240H202L203 242H202V244L203 245H205V244H215L216 242H217V240H215V238H212L211 239V237H208V240H206L207 238H202ZM206 240V241H205ZM228 241H230V240H228ZM232 242H234V243H232ZM199 243V245H202L201 244V242L199 241L198 242ZM195 249H196V247H194ZM38 250L40 251V254H42V255H44V257H42V258H44L45 259V254H44V252H45V249H42V248H38ZM190 250H192V249H190ZM35 251H37V248L35 249ZM192 253V254H191ZM188 255V256H189ZM225 255V256H224ZM208 256V257H207ZM226 256H229V257H227V258H225ZM206 258V259H205ZM61 256L60 255H58V254H52V253H48V257H46V259H45V261L46 260H49L48 262H46L45 263V261H43V264H60L61 263ZM40 261H42V260H40ZM39 262V261H38ZM22 264L21 262H18L17 264ZM24 263V262H23ZM35 263V262H34ZM33 262H29V264H34ZM36 264H39V263H36ZM40 264H42L41 262H40Z\"/></svg>",
  "mask_w": 264,
  "mask_h": 264
},
{
  "label": "water",
  "instance_id": "95a60500",
  "mask_svg": "<svg viewBox=\"0 0 264 264\" xmlns=\"http://www.w3.org/2000/svg\"><path fill=\"white\" fill-rule=\"evenodd\" d=\"M262 264H263V262H262Z\"/></svg>",
  "mask_w": 264,
  "mask_h": 264
}]
</instances>
